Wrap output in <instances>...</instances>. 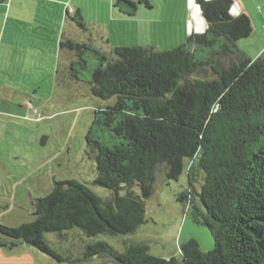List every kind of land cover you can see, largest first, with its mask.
I'll return each mask as SVG.
<instances>
[{
	"label": "trees",
	"instance_id": "obj_1",
	"mask_svg": "<svg viewBox=\"0 0 264 264\" xmlns=\"http://www.w3.org/2000/svg\"><path fill=\"white\" fill-rule=\"evenodd\" d=\"M119 2L128 16L138 5L151 8L147 0ZM194 3L205 31L171 50L126 46L105 53L89 42L59 43L75 58L70 78L81 81L87 73L93 96L114 98L97 110L94 123L107 128L115 143L100 141L93 128L86 135L96 168L93 183L111 196L103 201L77 180L54 181L33 202L32 221L0 224V247L26 244L62 264L93 257L117 264H264V53L252 60L238 49L252 26L245 14L231 15L232 0ZM74 21L85 30L79 13ZM89 56L96 66L89 65ZM184 160L189 188L178 200L193 223L208 229L214 243L209 251L189 239L179 258H160L143 243H129L118 252L93 241L73 257L45 239L48 233L70 239L68 231L75 228L86 238L134 232L144 223L155 173L163 169L176 179Z\"/></svg>",
	"mask_w": 264,
	"mask_h": 264
},
{
	"label": "rangeland",
	"instance_id": "obj_2",
	"mask_svg": "<svg viewBox=\"0 0 264 264\" xmlns=\"http://www.w3.org/2000/svg\"><path fill=\"white\" fill-rule=\"evenodd\" d=\"M57 1L54 7L22 0V7L0 8V224L8 227L32 221L33 202L46 195L54 181L77 180L103 201L111 196L106 188L93 183L96 168L86 135L93 128L100 141L108 146L115 143L107 128L94 123L100 117L97 110L112 105L114 98L93 96L87 73L81 81L70 78L68 69L75 58L73 52L60 48L61 40L72 34L75 39L84 37V43L102 46V29L108 27L111 48L127 42L164 51L182 45L188 37L189 10L184 0H147L151 8L138 5L133 16L123 13L125 4L120 0ZM67 7L81 8L85 30L76 25L70 9L65 12ZM126 16L132 17L129 33L121 34L118 27L122 25L114 19ZM262 40L252 34L238 41L237 47L253 54ZM88 62L91 67L97 64L92 56ZM42 137L46 138L43 146ZM186 165L184 160L176 179L163 169L154 172L153 194L145 200L144 223L134 232L86 238L75 228L68 231L73 233L68 234L70 239L54 233L45 234V239L57 252L71 251L73 257H78L81 246L93 241H104L118 252L129 243H143L150 255L160 258H179L180 246L189 239H194L201 251H209L214 243L208 229L193 223L186 206L178 200L189 188ZM193 185L199 189L198 183ZM0 264L62 263L20 244L12 249L0 247ZM83 264L117 263L93 257Z\"/></svg>",
	"mask_w": 264,
	"mask_h": 264
},
{
	"label": "crops",
	"instance_id": "obj_3",
	"mask_svg": "<svg viewBox=\"0 0 264 264\" xmlns=\"http://www.w3.org/2000/svg\"><path fill=\"white\" fill-rule=\"evenodd\" d=\"M33 1L36 6H42V5L45 6V3L55 6L56 2H58L57 0H33ZM132 1H135V0H132ZM184 1H185V7L187 5V8L189 10V13H188L189 16H187V36H190L191 34H198V33L204 32L206 28V23L204 19L202 18L198 7L194 3V0H184ZM22 3H23L22 0H5L3 4H0V8L2 9V7L4 8V6H6L7 9L11 10L13 5H18L19 7H22L23 5ZM69 9L71 12H73L74 17H76L77 13H79L80 16H82L80 7H76V8L67 7L65 9V12L68 13ZM230 13L234 17L240 14H245L246 16H248L251 22V26H252V32L250 36L252 34H258L260 35V37H262L263 39L262 42L260 41L258 42V47L256 48L255 51H253V54H250L249 52L245 51V49H243L242 47L238 48L248 58L252 60L258 58L262 53H264V0H232V6H231ZM131 18L132 17L126 16V19H123L121 17H116L114 19L115 20L114 22L122 25L121 27H118L119 31H121V34L129 33L127 30L129 29L128 24ZM70 25L73 26V24H70ZM122 27H125V29ZM102 30L104 32L103 33L104 37L101 38L102 43H100V45L102 44V46L95 45V43H92V42L91 43L95 47L100 49L101 51L105 53H109L113 49L111 48V45H112L111 44L112 43L111 34H110V31L108 30V27H104ZM71 35L72 34H70V36H67L68 40L70 39L77 43H84V37L81 36L80 38L75 39ZM61 41H63V39ZM126 43L127 42H125V44L123 45L120 44V46H114V47L130 46L129 44H126Z\"/></svg>",
	"mask_w": 264,
	"mask_h": 264
},
{
	"label": "water",
	"instance_id": "obj_4",
	"mask_svg": "<svg viewBox=\"0 0 264 264\" xmlns=\"http://www.w3.org/2000/svg\"><path fill=\"white\" fill-rule=\"evenodd\" d=\"M45 140H46L45 137H42V138L40 139V145H41V146L45 145Z\"/></svg>",
	"mask_w": 264,
	"mask_h": 264
}]
</instances>
